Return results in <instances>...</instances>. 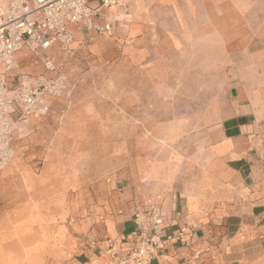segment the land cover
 Returning <instances> with one entry per match:
<instances>
[{
    "label": "rangeland",
    "instance_id": "374dc122",
    "mask_svg": "<svg viewBox=\"0 0 264 264\" xmlns=\"http://www.w3.org/2000/svg\"><path fill=\"white\" fill-rule=\"evenodd\" d=\"M121 2L117 6H123ZM9 5L10 0H0L3 11ZM153 5L174 6L178 11L171 14L198 24L185 28L183 34L191 41L181 44L187 57L178 66L186 68V74L177 78L187 92L193 93L190 89L196 79L203 86L209 83V74L194 75L196 61L202 71L217 68L219 98L235 82L264 79V0H156ZM110 19L114 21L112 36L73 26L71 52L51 50L65 76L66 89L51 100L48 115L34 114L35 121L18 123L16 154L0 170V178L11 181V190L24 193L21 207L26 217L10 218L5 225L24 227L27 232L39 230L45 245L27 248L25 257L19 259L14 252H6L0 241L5 263L30 264L46 257L47 264H65L83 232L100 226L114 235L118 206L127 203L129 196L124 187L128 180L119 181L117 172L129 170L132 159L164 158L169 134L184 133L193 126L176 121L192 112L191 108L182 103L160 104V75L154 76V105H144L151 85L150 76L141 71L145 63L133 61L128 44L112 43L119 19ZM83 30L90 31L94 40L82 34ZM157 46V55L161 51L169 55L168 42L162 40ZM214 52L218 58L210 56ZM188 53L201 55L194 59ZM16 58L14 74L44 71L41 59L27 50L18 52ZM170 66H177L174 57ZM170 93L171 98H181L174 96L177 92ZM129 98L138 104L124 105Z\"/></svg>",
    "mask_w": 264,
    "mask_h": 264
},
{
    "label": "crops",
    "instance_id": "0c3cea01",
    "mask_svg": "<svg viewBox=\"0 0 264 264\" xmlns=\"http://www.w3.org/2000/svg\"><path fill=\"white\" fill-rule=\"evenodd\" d=\"M121 1L123 6L106 10L109 18L119 19L112 43L128 44L133 61L145 63L141 71L150 76L151 85L144 105H154V76L160 75V104L171 107L182 103L191 108L192 112L176 121L193 126L178 136L169 134L164 158L132 159L129 170L117 172L119 181L128 180L124 187L129 196L127 203L118 206L115 234L100 226L83 232L65 264H105L108 259L84 243L129 236L136 227L135 212L152 210L165 218V236L195 228L192 240L167 244L157 251L152 264H264V79L235 82L225 97L219 98L217 68L202 71L196 61L194 75L209 74V83L203 86L195 78L190 89L193 93L187 92L182 79L177 78L186 74V68L178 63L187 57L181 44L191 41L183 34L185 28L198 25L196 20L171 14L178 11L171 5L153 8L156 0ZM161 27L165 35L158 33ZM82 34L94 40L90 31ZM196 38L194 35V42ZM162 40L169 44L168 56L164 51L156 54ZM195 53L188 57L201 55ZM210 56L218 58L216 52ZM172 57L176 68L170 66ZM170 92L181 98H171ZM137 104L133 98L124 102L129 107ZM10 182L0 178V241L6 252H14L20 259L27 248L41 249L45 243L39 230L27 232L24 227L5 225L10 218L26 217L21 207L24 193L11 190ZM4 260L0 254V264H8ZM46 260L30 264H47Z\"/></svg>",
    "mask_w": 264,
    "mask_h": 264
},
{
    "label": "built area",
    "instance_id": "2783aa9c",
    "mask_svg": "<svg viewBox=\"0 0 264 264\" xmlns=\"http://www.w3.org/2000/svg\"><path fill=\"white\" fill-rule=\"evenodd\" d=\"M117 5L119 0H10L8 10L0 7V170L16 154L18 123L27 124L34 114L48 115L51 100L66 89L51 50L71 52L73 26L112 36L114 21L106 10ZM24 50L41 59L43 72L14 74L16 54ZM134 217L136 227L129 236L91 239L84 246L107 258L105 264H152L158 250L190 241L195 234L191 226L165 236V218L155 210L137 211Z\"/></svg>",
    "mask_w": 264,
    "mask_h": 264
}]
</instances>
